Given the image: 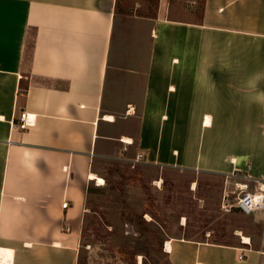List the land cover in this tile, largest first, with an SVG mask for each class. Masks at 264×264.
Here are the masks:
<instances>
[{
    "label": "crops",
    "instance_id": "1",
    "mask_svg": "<svg viewBox=\"0 0 264 264\" xmlns=\"http://www.w3.org/2000/svg\"><path fill=\"white\" fill-rule=\"evenodd\" d=\"M118 161L260 189L264 0H0V264H79L88 195ZM247 215L233 242L162 249L264 264V211Z\"/></svg>",
    "mask_w": 264,
    "mask_h": 264
},
{
    "label": "rangeland",
    "instance_id": "2",
    "mask_svg": "<svg viewBox=\"0 0 264 264\" xmlns=\"http://www.w3.org/2000/svg\"><path fill=\"white\" fill-rule=\"evenodd\" d=\"M105 168L104 182L87 198L79 264H170L162 249L167 236L233 242L236 227L251 223L250 215L223 209L242 191L224 176L141 162Z\"/></svg>",
    "mask_w": 264,
    "mask_h": 264
},
{
    "label": "built area",
    "instance_id": "3",
    "mask_svg": "<svg viewBox=\"0 0 264 264\" xmlns=\"http://www.w3.org/2000/svg\"><path fill=\"white\" fill-rule=\"evenodd\" d=\"M34 124V117L29 113H21V121L19 123L20 128L25 129ZM123 142H127L123 140ZM142 154H138V158ZM242 191L237 197V202L233 205L226 201L223 202L222 207L225 211L229 212L235 206L244 213L251 214L256 211H264V182L260 185V189L256 192L247 190V185H241ZM67 205V202L64 203Z\"/></svg>",
    "mask_w": 264,
    "mask_h": 264
},
{
    "label": "bare ground",
    "instance_id": "4",
    "mask_svg": "<svg viewBox=\"0 0 264 264\" xmlns=\"http://www.w3.org/2000/svg\"><path fill=\"white\" fill-rule=\"evenodd\" d=\"M91 177L93 179H97L98 178L95 174H92ZM98 181L100 183H103L104 182L103 177L102 178L99 177ZM11 252L12 251L11 250H7V248L6 249L0 248V262H6V263L9 262L10 260L8 259V256L11 257Z\"/></svg>",
    "mask_w": 264,
    "mask_h": 264
},
{
    "label": "trees",
    "instance_id": "5",
    "mask_svg": "<svg viewBox=\"0 0 264 264\" xmlns=\"http://www.w3.org/2000/svg\"><path fill=\"white\" fill-rule=\"evenodd\" d=\"M212 235L213 234H210V236L212 237ZM203 237H205L204 235H203ZM213 238V237H212ZM215 238V237H214ZM203 240H205V239H203ZM212 241H218V240H212ZM222 242H226V241H222Z\"/></svg>",
    "mask_w": 264,
    "mask_h": 264
}]
</instances>
